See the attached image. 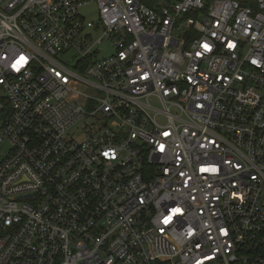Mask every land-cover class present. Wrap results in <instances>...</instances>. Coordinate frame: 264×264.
Returning a JSON list of instances; mask_svg holds the SVG:
<instances>
[{
  "label": "built area",
  "instance_id": "obj_1",
  "mask_svg": "<svg viewBox=\"0 0 264 264\" xmlns=\"http://www.w3.org/2000/svg\"><path fill=\"white\" fill-rule=\"evenodd\" d=\"M0 264H264V0H0Z\"/></svg>",
  "mask_w": 264,
  "mask_h": 264
},
{
  "label": "rangeland",
  "instance_id": "obj_2",
  "mask_svg": "<svg viewBox=\"0 0 264 264\" xmlns=\"http://www.w3.org/2000/svg\"><path fill=\"white\" fill-rule=\"evenodd\" d=\"M166 2L167 0H144V3L146 5L157 8H160V6ZM81 14L85 16L88 20L96 21L97 19V11L93 5L83 8L81 10ZM113 52V46L111 45L110 41L106 39L103 40L100 44L96 45V59H104Z\"/></svg>",
  "mask_w": 264,
  "mask_h": 264
}]
</instances>
